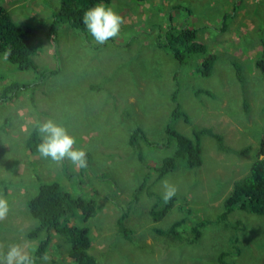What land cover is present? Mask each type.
<instances>
[{
    "label": "rangeland",
    "instance_id": "rangeland-1",
    "mask_svg": "<svg viewBox=\"0 0 264 264\" xmlns=\"http://www.w3.org/2000/svg\"><path fill=\"white\" fill-rule=\"evenodd\" d=\"M0 3L15 22L39 25L32 58L41 69H55L38 79L0 53V92L9 82H37L0 102V197L9 203L7 218L0 221V264L11 244L36 248L37 239L27 236L35 220L25 202L39 182L51 181L73 196L95 199L96 212L87 224L88 252L96 264H218V254L229 247L231 229L213 220L231 183L247 174L264 135V79L254 67L264 38V0H111L105 5L120 14L123 24L119 36L105 44L66 23L59 24L55 41L45 37L42 29L57 0ZM169 22L175 30L194 28L197 41L217 56L209 76L197 73V57L178 65L160 46ZM173 91L188 122L169 120ZM47 119L76 138L74 147L87 153L86 168L67 159L57 164L26 147L30 130ZM169 122L187 137L201 132L202 162L191 169L177 163L170 174L141 189L133 202L143 168L128 145L130 134L139 127L155 141L150 149L141 144V152L144 163L156 165L174 149L165 130ZM153 178L150 173L145 185ZM165 180L184 202L175 200L154 221L150 207L163 200ZM228 219L244 229L238 235L239 254L226 256L227 263L264 264V215L235 209ZM199 220L208 222L189 241L188 228ZM174 221L181 222L180 240L156 231ZM67 249L52 234L43 253L50 257L47 264H70ZM42 256L34 254L35 264H45Z\"/></svg>",
    "mask_w": 264,
    "mask_h": 264
},
{
    "label": "trees",
    "instance_id": "trees-1",
    "mask_svg": "<svg viewBox=\"0 0 264 264\" xmlns=\"http://www.w3.org/2000/svg\"><path fill=\"white\" fill-rule=\"evenodd\" d=\"M111 0H57V3L50 13V21L42 33L45 37L52 41L56 40L57 29L59 24L66 23L71 28L78 29L80 33L86 36L87 28L83 24V13L88 8L98 3L108 4ZM137 2H145L147 0H135ZM170 20V15L168 16ZM39 25L34 22H15L6 6L0 3V53L4 55L7 49H11V54L7 61L18 70L31 71L38 79H43L49 74L55 73V69H41L34 62L32 55L37 43V33ZM38 30V31H37ZM163 39L160 46L167 49L171 57L178 65H183L192 58L197 57L196 71L201 76H209L211 74L213 64L217 56L208 52L205 45L196 39V30L194 28L183 27L175 30L170 22L164 27L162 33ZM260 50L255 57L254 67L258 70L264 79V38L259 41ZM236 75L239 77L238 66L235 64ZM34 84H26L19 82H9L5 84L0 92V102L11 100L17 94ZM197 92L207 93L208 91L197 89ZM209 93V92H208ZM171 101L173 107L169 113V120L181 119L188 122L187 114L181 108L176 100V92H172ZM172 118V119H171ZM166 135L169 139L174 140V149L170 155L161 157L156 165H147L144 163V156L141 152V144L150 147L155 141L149 140L141 128H133L128 145L141 163L143 168V176L141 181L132 194L133 202L137 199L141 189L149 188L160 178L170 174L180 163L182 168L191 169L200 166L201 146L200 131H193L190 137L176 131L169 122L165 128ZM40 142L37 129L33 128L27 135L25 140L26 147L31 152H36V145ZM178 166V165H177ZM146 168V170H145ZM155 175V178L145 185L149 174ZM175 200L184 202V197L173 196L167 203L164 200L153 202L150 207V216L154 221L161 220L166 213L173 207ZM181 202V203H182ZM26 208L30 216L35 220L34 226L27 231V236L37 239L35 255L42 256L51 242L52 234L60 236L64 243L68 245L67 256L70 264H96L95 258L88 252L90 246L89 226L87 220L94 216L96 212V201L94 198H84L81 195H71L55 181L39 182L36 193L29 197L25 202ZM177 207L184 206L178 205ZM235 209L246 213L264 215V135L261 137L258 148L255 152V159L248 167V172L243 177L234 180L231 183L230 190L222 201V209L214 218L213 222L219 223L224 227L231 229V235L228 238L227 251H221L217 256L218 264H228L226 256L238 255L239 248L237 246L239 231L244 227L238 222H232L228 216ZM124 214L120 217L122 219ZM75 218V219H74ZM76 224H69V220H77ZM120 223L121 231L127 235V231ZM208 221L199 220L194 222L188 228L187 237L189 241L198 237L199 232L195 230L203 226ZM181 222L174 221L165 229L156 228L161 235H167L171 239L180 240ZM192 233V236H191Z\"/></svg>",
    "mask_w": 264,
    "mask_h": 264
},
{
    "label": "clouds",
    "instance_id": "clouds-1",
    "mask_svg": "<svg viewBox=\"0 0 264 264\" xmlns=\"http://www.w3.org/2000/svg\"><path fill=\"white\" fill-rule=\"evenodd\" d=\"M82 22L97 43L105 44L119 36L123 18L113 7L98 3L84 11ZM10 54L9 48L4 52V59L7 60ZM36 127L40 134V142L36 148L42 158H50L57 164L67 159L79 168L87 167L86 151L74 147L76 138L69 134L65 127L52 119L40 122ZM162 183L164 188L162 198L167 203L176 195L177 188L167 180ZM8 213L9 203L7 199L0 197V221L5 220ZM35 251V247L29 251L20 244H11L3 256V264H35ZM41 259L47 264L50 257L44 254Z\"/></svg>",
    "mask_w": 264,
    "mask_h": 264
}]
</instances>
